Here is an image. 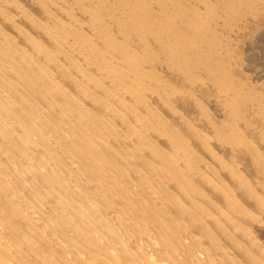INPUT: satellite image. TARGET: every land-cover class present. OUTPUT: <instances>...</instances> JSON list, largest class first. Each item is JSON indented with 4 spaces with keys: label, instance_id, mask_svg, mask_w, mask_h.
I'll list each match as a JSON object with an SVG mask.
<instances>
[{
    "label": "bare ground",
    "instance_id": "1",
    "mask_svg": "<svg viewBox=\"0 0 264 264\" xmlns=\"http://www.w3.org/2000/svg\"><path fill=\"white\" fill-rule=\"evenodd\" d=\"M263 41L264 0H0V264H264Z\"/></svg>",
    "mask_w": 264,
    "mask_h": 264
},
{
    "label": "rangeland",
    "instance_id": "2",
    "mask_svg": "<svg viewBox=\"0 0 264 264\" xmlns=\"http://www.w3.org/2000/svg\"><path fill=\"white\" fill-rule=\"evenodd\" d=\"M264 41L263 42H261V45H260V43L257 45L260 49H258L257 47L255 48V50L253 49V51L254 52H256V53H254L255 55H257V56H255L256 57V59H257V57L259 58V54H260V56H261V53L262 54H264L263 52H264V50H262V49H264ZM263 46V47H262ZM261 52V53H260Z\"/></svg>",
    "mask_w": 264,
    "mask_h": 264
}]
</instances>
